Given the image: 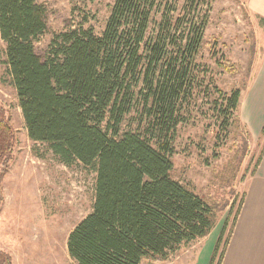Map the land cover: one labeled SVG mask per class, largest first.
<instances>
[{"label": "trees", "instance_id": "1", "mask_svg": "<svg viewBox=\"0 0 264 264\" xmlns=\"http://www.w3.org/2000/svg\"><path fill=\"white\" fill-rule=\"evenodd\" d=\"M155 2L114 0L100 33L81 26L56 32L42 58L34 41L46 32L45 5L0 0L5 63L28 138L48 143L64 164L96 172L92 209L66 240L75 264L164 260L215 225L214 207L170 173L181 105L201 78L205 22ZM215 90L222 112L239 124L241 89ZM13 140L0 118V203ZM263 153L264 145L256 164ZM242 202L243 195L227 233L225 218L209 264L221 263ZM0 264H12L2 251Z\"/></svg>", "mask_w": 264, "mask_h": 264}, {"label": "rangeland", "instance_id": "2", "mask_svg": "<svg viewBox=\"0 0 264 264\" xmlns=\"http://www.w3.org/2000/svg\"><path fill=\"white\" fill-rule=\"evenodd\" d=\"M40 2L46 7L47 28L34 48L43 58L56 32L81 26L100 33L114 0ZM155 3V9H171L175 16L190 10L189 15L205 22L196 57L201 78L181 105L170 173L214 207L213 232L220 231L228 217L227 233L264 145V133L254 140L243 120L250 89L261 78L264 18L250 10L247 0H193L191 6L190 0ZM4 48L0 38V118L10 124L14 140L1 180L0 251L12 264H75L66 240L92 209L96 172L78 161L64 164L48 143L28 138ZM215 87L225 93L241 89L239 124L222 112L225 103ZM199 241L182 244L164 260L144 258L140 264H189Z\"/></svg>", "mask_w": 264, "mask_h": 264}, {"label": "crops", "instance_id": "3", "mask_svg": "<svg viewBox=\"0 0 264 264\" xmlns=\"http://www.w3.org/2000/svg\"><path fill=\"white\" fill-rule=\"evenodd\" d=\"M247 3L252 12L264 18V0ZM245 104L243 120L255 140L264 124V53L261 78L251 87ZM213 229L199 239L201 244L192 253L189 264H209L219 234ZM220 264H264V153L245 180L243 202Z\"/></svg>", "mask_w": 264, "mask_h": 264}]
</instances>
